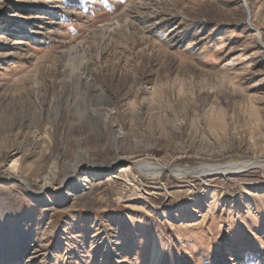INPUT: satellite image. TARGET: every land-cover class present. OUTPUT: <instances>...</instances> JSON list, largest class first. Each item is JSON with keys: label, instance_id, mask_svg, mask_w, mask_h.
<instances>
[{"label": "rangeland", "instance_id": "obj_1", "mask_svg": "<svg viewBox=\"0 0 264 264\" xmlns=\"http://www.w3.org/2000/svg\"><path fill=\"white\" fill-rule=\"evenodd\" d=\"M117 158L65 204L28 192L55 164L60 183ZM139 161H264V0H0V264H151L155 248L160 264H264V169L152 177Z\"/></svg>", "mask_w": 264, "mask_h": 264}, {"label": "bare ground", "instance_id": "obj_2", "mask_svg": "<svg viewBox=\"0 0 264 264\" xmlns=\"http://www.w3.org/2000/svg\"><path fill=\"white\" fill-rule=\"evenodd\" d=\"M77 49H79V51L86 50V48L82 44H80ZM89 72H90L89 67L85 65L74 76L73 80L75 84L80 85L77 88L83 86L84 88H86V90L89 89V91H86L88 92V95L87 94L86 95L89 96L90 102H92L95 98L101 97L102 95L101 94L97 95V93L95 92L96 87L95 85H92L90 83L91 80H90ZM96 116L99 119L102 117L99 114ZM104 119L106 120L110 119V115L109 114L104 115ZM121 134L122 133H120V137L122 138ZM122 161L123 160L121 158H117L115 161H113L111 164L108 165H95L89 161L79 162L75 167L74 175H67V177L61 179L62 181L60 183L58 179L59 167L58 165L55 164L51 168V171L48 173V175L45 178H43V180L39 181L40 185L38 187V190L34 189L31 185L27 183L26 186L28 188V192L30 193V196L37 203H49L52 205L65 204L66 202H69L79 194L91 190L92 186L97 181L103 180V178H105L106 176L107 177L112 176L114 174L115 169L117 167H120L119 165L123 163ZM130 165L133 164L130 162L129 163L126 162V164L119 169L124 170L126 166H130ZM16 166L17 165L13 163L9 167L14 169ZM133 168H135V170H137L140 174L145 176L160 177L162 174L168 172L169 174L171 173L178 177L184 176V177H196L199 179H210L212 177H221V176L224 178L232 177L233 175L235 174L237 175L239 172H243L246 170L251 171L255 169H264V161L263 162L261 161L259 163L234 162V163H228L225 166L207 165L203 167H194V168L193 167L165 168L160 165L153 164L151 162L139 161ZM12 178L13 176H8L7 179L9 180ZM15 228L17 230L16 235L18 238V242L15 247L16 249L15 252L18 253V255L16 256L19 258H24L28 254H31V252L34 250L33 249L34 246L32 247V245L29 246V244L25 243L26 238L23 233L24 231L21 221H18V223L16 222ZM57 243H58V247H60L62 243V239L58 238ZM160 258H161V252L155 248L153 250L151 264H160ZM29 262H31L30 259H28V261L26 262L24 261L23 264ZM1 264L4 263L1 262ZM15 264H21V262L20 263L15 262Z\"/></svg>", "mask_w": 264, "mask_h": 264}]
</instances>
